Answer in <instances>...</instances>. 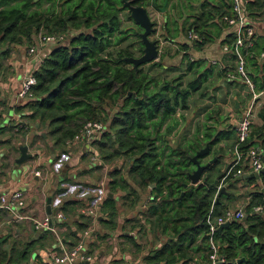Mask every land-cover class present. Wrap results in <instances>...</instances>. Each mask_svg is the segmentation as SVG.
I'll list each match as a JSON object with an SVG mask.
<instances>
[{"label": "trees", "instance_id": "trees-1", "mask_svg": "<svg viewBox=\"0 0 264 264\" xmlns=\"http://www.w3.org/2000/svg\"><path fill=\"white\" fill-rule=\"evenodd\" d=\"M124 1L154 10L168 5L166 31H171V23L172 35L179 32L185 40L188 31L196 35L188 39L189 43L178 41L186 70L200 63L198 59H189L188 48L198 49L217 39L220 44L233 40V34L226 31L227 24L221 19L224 13H229L230 0H0L1 57L7 54L10 43L33 44L38 32L65 36L63 42L52 45L40 56L31 69L35 79L30 86L32 98L13 108L20 112V121L10 127L1 125L0 133L14 127L24 134L36 123L35 129H44L39 136L47 134L53 146H64L79 136L86 120H100L102 130L88 143L96 147L102 159L125 158L127 168L125 175L117 168L110 170L106 193L98 205L102 216L96 222L109 230L116 225L115 190L124 192L122 198L131 195L132 203L138 197L136 189H148L143 221L164 236L158 246L150 248L142 257L152 264H209L211 249L204 216L210 206L213 214L231 207L227 203L230 196L238 201L239 193L229 194L228 189L243 180L253 187L239 204L243 217L216 228L211 238L216 254L223 258L219 264H264V210L252 211L264 195V171L258 178L252 174H243L242 178L228 175L224 192L216 193L210 182L215 177L211 172L218 158L205 168L203 181L190 184L187 174L194 168L190 157L205 143L208 153L220 138H229L232 130L214 134L205 127L201 137L184 135L181 141L174 140L173 145L169 142L178 118L184 117L179 113L176 118L174 113L188 107V98L193 92L201 90L202 94L212 65L194 70L195 75L185 81L182 73L167 78L168 70L175 66L164 68L162 75L155 71L156 67L161 69L162 52L157 60L133 67L125 58L141 53V29L134 23L137 27L133 29L121 27L119 14L126 9ZM243 3L250 20H264V0H243ZM126 15L131 19L127 11ZM125 40L127 43L121 45ZM241 52L245 68L250 67L246 71L254 88L264 90V55L258 58L260 52L264 53V36L254 33L250 44L242 47ZM228 55L234 61V55ZM233 68L234 65L231 69L220 68L218 72L225 76ZM23 108L27 113L22 112ZM212 112L217 114L216 110H211L205 117L210 118ZM256 116L260 122L250 123L245 145H259L264 160V102ZM219 149V146L213 147L212 152ZM61 152H65L64 148ZM201 157L196 159L200 162ZM132 183L136 187L133 188ZM85 200H62L58 209L64 218L51 220V226L61 228L57 234L66 248H71L80 238V232L91 223V219L80 212ZM137 225L142 226L139 222ZM8 236L0 237V264H54L40 255L41 250H48L56 242L49 229L32 227L30 235L22 233L19 242L12 241L4 248L2 245L6 244Z\"/></svg>", "mask_w": 264, "mask_h": 264}, {"label": "crops", "instance_id": "crops-1", "mask_svg": "<svg viewBox=\"0 0 264 264\" xmlns=\"http://www.w3.org/2000/svg\"><path fill=\"white\" fill-rule=\"evenodd\" d=\"M150 8L153 9L152 7ZM168 10V5H166L165 8L163 6L162 10L160 8L157 10L158 15L154 14L153 11L151 12L152 14L149 15L150 19H153L152 22H154V24L152 23L153 31L149 33V39L157 40L158 56L161 52L163 53L162 60L160 61L161 69H159V71H163L165 73L164 68L168 66H175V69H169L167 74L182 73L185 76L186 72H190V76H192L195 75L193 72L194 70H199L207 64L212 65V69L204 82V84H206V88L202 94H200L201 90L196 91L188 98L189 102L193 97L195 99V104L190 101L186 109L183 111L177 109L174 113V117L176 118H178L179 113H182V115H185V120L183 121L184 117L178 118L179 123L175 127L173 136H171L172 138L169 142L172 144L174 140L181 141L184 136V129L187 130L185 137L189 138L190 135L191 137H193V135L201 137L205 127H207L208 131L214 134L220 130H228L230 128V130H232V132H230V137L220 138L216 142V145L213 146L214 148L219 146L221 149L217 150L216 153H213L212 147L208 153L202 155V157L207 156V160L210 158H213V160L218 158V163L221 164V166H218V171H220L230 161L235 123L242 116V111L249 102V92L239 80L228 83L227 80H230V78H225V76L219 74L218 71L220 68L222 70L231 69L234 65V61L229 58L228 54H231L230 52L221 50V44L218 39L206 43L198 49L188 48L186 50L188 57L190 59H198L200 60V63L198 65H193L190 70L185 69V60L181 57L183 50L179 48L178 41L184 40L188 42V38L185 40V37H182L179 32L172 35L174 29L171 23H169L171 31H166L167 25L164 26V21L166 13L170 15ZM251 21L254 24V33L256 35L260 34L264 36V20L261 19ZM132 23L136 24L133 20ZM260 40H262V38H260ZM28 46L29 43H10L8 45L9 49L7 54L3 57L0 56V126L7 124V126L10 127L17 121H20V112H16L13 109L14 106L22 103V101L17 99L16 92L22 77L27 72L31 71L37 63L36 58L27 53ZM50 47L39 46L37 48L39 55L42 56ZM211 58H215L214 63L208 61ZM154 60H157V58ZM246 69L249 71L250 67H246ZM263 102L264 91L258 96L251 109L252 115L250 117V123L258 124L260 122L256 116V111ZM258 103L260 104L258 105ZM211 110H216L217 114L212 112L211 117L206 118L205 115L210 113ZM22 112L27 113V110L23 108ZM197 123L198 126L195 127ZM36 125L37 124L35 123L30 129L31 131L24 134L23 139L25 141H27L26 139L29 140V138L33 141L36 135L42 132L35 129ZM11 128L13 129L5 130L4 132H9L15 129L14 127ZM43 138L44 137H42V139ZM12 139L13 138H8L4 141L7 142L6 144H9L13 143ZM1 140L2 138L0 137V158H2L1 149H3ZM45 142L47 143L49 150L48 156L45 157V159L40 157L38 151L34 152L29 150L28 145L24 143L27 146V151L31 153L30 158L16 165L13 162L11 167L6 164L2 165L3 158L0 160V165L3 167L0 168V191L9 190L15 187L22 189L28 212L36 218L42 217L45 213L44 206L46 197L50 196L51 198V196H54L56 192H60L63 189V183L68 184L70 182L75 183L77 181L76 183L93 184L94 182L91 181L90 178L86 180L83 178L87 177V174L85 173L88 172L90 176L94 173L93 170L97 169L91 166L100 164V162L97 164L91 161L86 162V152L91 153L92 155L95 151L92 148V145H90V143H88L85 139L73 138L71 141H68L66 145L64 144V146H53L52 140L50 139V136H48V138H45ZM18 145L19 144L13 146L14 150H16ZM61 148H64L65 152H61ZM15 152H18V148ZM60 153H66L69 159L64 162L63 166L58 171H53L50 164ZM207 160H205V162ZM8 167L9 170H7ZM101 168L103 169L104 166ZM114 168L116 167L111 169ZM33 169H36L39 172L38 175H34L30 172ZM122 173L125 175V172ZM215 175L217 174L214 173V176ZM104 176L105 178L103 181L96 183H100L102 185L104 184L106 186L109 173H106ZM236 176L242 178L243 174ZM93 178L94 177L92 176L91 179ZM66 179L71 181H66ZM131 186L133 188L136 187L134 184H131ZM136 190L138 197L137 200L132 203L130 200L131 195H129V197H121L124 194L122 190L117 189L113 193V197L117 202V216L115 218L116 225L111 230L106 229L102 224L96 222L100 220V217L102 216L99 208H97L98 216L92 223V233L89 236L90 238L88 241L84 244V250L91 256V264H152L145 262L142 257L150 250V248L158 246L161 240L164 239V236L160 235L157 232V229L150 226L149 223L144 222L143 219L134 220V212L138 208L136 202L140 197H145L146 193H148V189L145 188L143 190ZM73 194L74 192L67 194L68 196H63L62 200L75 198L70 196ZM76 198L78 199L79 197ZM79 199H84V197ZM145 201L146 198L141 204L143 213L145 209ZM239 203L240 202H237L238 206ZM0 212L4 213L1 209ZM4 214H6V212ZM73 219L75 218H71V220ZM18 222L24 225L23 231H25L24 228H32V223L29 221L20 220ZM138 222L141 223L142 226L137 224L135 225V223ZM25 223H28V226H26ZM139 229L142 230L147 241L144 247H142V244L136 235ZM59 230L61 231V228ZM59 230L56 228V234ZM150 233L154 235V239L152 241ZM24 235L26 236V233H24ZM47 251L48 250L40 251L41 258L44 260L47 259Z\"/></svg>", "mask_w": 264, "mask_h": 264}, {"label": "built area", "instance_id": "built-area-1", "mask_svg": "<svg viewBox=\"0 0 264 264\" xmlns=\"http://www.w3.org/2000/svg\"><path fill=\"white\" fill-rule=\"evenodd\" d=\"M264 18V16H263ZM221 19L227 24L226 31L233 34V40L230 43H222L221 50L230 52L234 55V68L225 73L226 78L239 80L249 92V102L242 111V116L237 120L234 127V139L231 145V158L223 174L216 183V190L223 185L225 178L228 175L253 174L264 171L263 149L259 145H245V139L250 131V117L252 115L251 109L260 94L264 90L255 89L254 84L248 75L245 68L244 54L241 48L250 44L251 37L254 35V24L247 15L243 0H230L229 13H224ZM188 39H193L196 35L188 31L186 34ZM65 36L63 33H41L38 32L33 44L27 47V53L35 57L37 62L40 60L38 52L39 46H52L63 42ZM264 53L260 52L258 58H261ZM190 59V58H189ZM211 63L215 62V58L208 60ZM35 83L34 77L30 71L27 72L21 79L19 87L16 92V97L20 101L32 98L30 86ZM260 103H258L259 105ZM261 105V104H260ZM103 123L100 120H86L80 129L79 136L74 138L85 139L87 142L94 138L102 130ZM69 159L66 153H60L52 161L51 166L53 171H58ZM91 162L97 159L95 152L90 156ZM35 167V166H34ZM34 175H38V171L33 169L30 171ZM103 185L95 183L91 185H84L81 183L75 184L70 182L62 184V190L56 192L50 198V208L54 211L42 217L36 218L28 212L25 203V196L23 190L15 187L9 190L0 191V209L6 212L12 220L29 221L32 223L34 229H49L55 235L56 242L46 252L47 259L54 264H91V256L84 252V244L92 233L93 225L98 216V205L104 197L106 190H102ZM264 192V189H262ZM74 192L73 197H84V206L80 208V212L91 219V223L80 232V238L71 247L66 248L59 241L55 230L56 227L51 226V220H61L64 218L58 207L61 204L62 197ZM264 210V195L260 203L252 207V211L261 213ZM243 217V209L237 207H224L219 213L213 214L212 206L209 207L204 216V223L206 225V234L208 237L209 247L211 249L208 255L209 264H216L222 262L223 258L216 254V245L212 241L211 235L218 228V225L225 221L240 220Z\"/></svg>", "mask_w": 264, "mask_h": 264}, {"label": "rangeland", "instance_id": "rangeland-1", "mask_svg": "<svg viewBox=\"0 0 264 264\" xmlns=\"http://www.w3.org/2000/svg\"><path fill=\"white\" fill-rule=\"evenodd\" d=\"M183 2L187 1V0H182ZM147 12H149L148 14H152L151 12L153 11L154 14H157V10H153L151 9L149 6H146L145 7ZM126 9H123L120 11V14H119V17H120V21H121V27H125L127 26L128 28L130 29H133V28H136L137 26L134 25L132 23V20L129 19L126 15ZM152 16V15H151ZM153 20V19H152ZM150 37V35H149ZM153 38V37H151ZM127 43V40H125L124 42L121 43V45H123ZM155 71H159V68L156 67L155 68ZM159 73L162 75V72L159 71ZM167 75V78L170 77V76H173L175 75V73H168L166 74ZM190 72H186L185 76L183 75V78L182 80L185 81L186 79L190 78ZM191 103H194L195 104V99L192 97L190 99ZM190 101L188 103H190ZM188 111V109H187ZM188 114V113H187ZM186 114V116H187ZM184 116V119L183 121L185 120V115ZM198 126V123L196 124L195 127ZM41 128V127H40ZM31 128H29V130H27L25 133H28L30 132ZM47 129V128H46ZM44 131V129H42ZM39 131L41 132V130L39 129ZM35 132V131H34ZM184 135H186L187 133V130L184 129ZM22 130L19 132V131H16L15 129L14 130H11L9 132H2L0 133V137L2 138L1 140V145L3 147V149H1V152H2V155L1 157L3 158V161H2V165L3 164H6L7 166H10L13 164V157H16L18 155V152H15L16 150H14L13 146H16L17 144H24L26 143L28 145V148L29 150H32V151H38L39 154H40V157L44 158L48 156V153H49V150H48V146H47V143L45 142V138H48L49 135L45 134L44 136H39L38 134L36 135V137L33 139V141L29 138L26 139L27 141H25L23 138H24V134H22ZM42 137H44L42 139ZM191 137V135H190ZM189 137V138H190ZM10 139V138H13L12 139V142L13 143H9V144H6L7 142H5L4 140L5 139ZM18 141V142H17ZM17 143V144H16ZM92 148L94 149L95 151V155L97 157V159L94 160V163L97 164L98 162H100V164L98 165H93L91 167L93 168H97L96 170H93V174L89 176V173H85L87 174V177H84L83 179L86 180V179H89L91 181H93L95 184L96 182H100V181H103L104 178H105V174L106 173H110V169L113 168V167H116L118 171H120L121 173L122 172H125V169L127 168V160L123 157H117V158H111V159H102L100 155H102L101 153H97V150H96V147L92 146ZM90 156H91V153H87L85 154V157H86V162L88 161H91L90 159ZM0 158V160L2 159ZM205 160H207V156H204L201 158L200 160V163H203V161L205 162ZM104 164V165H102ZM2 165H0V168H3ZM221 166L220 163L216 162V164L213 166V169H212V174L216 173L218 174V166ZM51 166V164H50ZM104 166V168L102 169L101 167ZM92 168V169H93ZM51 169H52V166H51ZM7 170H9V167L7 168ZM83 173V172H82ZM94 177L93 179H91V177ZM203 176V174H202ZM216 176V175H215ZM82 179V180H83ZM201 179V177H200ZM241 180V179H240ZM77 182V181H76ZM75 182V184H77ZM82 182V181H81ZM92 183H89V184H84V185H91ZM133 184V183H132ZM224 184V188H226V185L225 183L223 182ZM135 186V185H134ZM223 186V185H222ZM253 187L251 184H245V182L242 180V181H238L236 183H234L231 188H229L228 190V193L229 194H232V195H237L236 193H239V200L238 201H234L236 199L235 196H230L231 198L229 199V202L228 205L231 206V207H236L238 206L237 205V202H244L245 198H246V193L251 190ZM102 190H107V183H106V186L103 184V187H102ZM140 190H143V189H140ZM146 192V190H145ZM148 193H146V196H147ZM140 197L139 200L136 202V205H137V210L134 212V220H140V219H143L144 218V214H143V209L141 208V204L142 202H144V199L146 198V200L149 198V196L147 197ZM137 200V199H136ZM135 200V201H136ZM146 203V201H145ZM239 203V204H240ZM140 206V207H139ZM145 210V209H144ZM26 226H28V223H25ZM137 223H135L136 225ZM30 225V224H29ZM23 227L24 225L22 223H19L18 221L16 220H12L11 217L7 214H4L2 212H0V237H4L6 235H9L8 236V240L6 242V244L3 243L2 247L4 248H8L9 247V244L12 242V241H16V242H19L22 238V233H26V234H31V228L28 227L27 228H24L25 231H23ZM152 233V231H151ZM150 233V237H151V241L154 239V235ZM137 237H138V240H140V243L142 244V247L145 246L146 244V238L145 236L143 235V232L141 229H139L136 233ZM150 241V242H151ZM154 242V241H153Z\"/></svg>", "mask_w": 264, "mask_h": 264}, {"label": "water", "instance_id": "water-1", "mask_svg": "<svg viewBox=\"0 0 264 264\" xmlns=\"http://www.w3.org/2000/svg\"><path fill=\"white\" fill-rule=\"evenodd\" d=\"M123 5L126 7V10L130 16V18L141 28V31L139 32V38L142 43V51L138 56H128L125 58L128 62L132 64L133 67L140 63L149 62L151 60H154L158 56V44L155 42L154 39H149V33L152 30V20L150 19L149 14L146 11V8L142 5H132L128 1H124ZM160 9H163V6L160 7ZM18 148V155L14 157L13 162L16 164H20L26 159L30 158L31 153L27 151L26 144H19L17 146ZM208 149V144L205 143L201 148L196 150V152L190 157V160L194 163V168L187 174L188 181L190 184H197L200 181H203V172L205 168L212 163L213 158H210L204 163H200L196 157L199 155H203L206 153ZM227 164L224 166L222 170L219 171V173L214 177V179L210 182L211 186H216V179L221 177L223 174V170L226 168ZM255 178H258V173L252 174ZM201 177V179H200ZM224 192V187L220 186L216 190V193ZM44 211L47 215H50L54 209L50 208V196H47L45 199V206ZM228 221H225L218 225V229H220L222 226L227 225ZM241 260V258L236 259V263H238ZM220 262H217L216 264H219Z\"/></svg>", "mask_w": 264, "mask_h": 264}]
</instances>
